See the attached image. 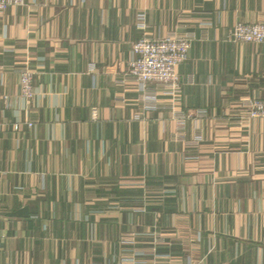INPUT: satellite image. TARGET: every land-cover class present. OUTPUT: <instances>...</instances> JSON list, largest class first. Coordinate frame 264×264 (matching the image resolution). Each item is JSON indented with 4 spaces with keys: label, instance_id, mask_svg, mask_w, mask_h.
<instances>
[{
    "label": "crops",
    "instance_id": "0c3cea01",
    "mask_svg": "<svg viewBox=\"0 0 264 264\" xmlns=\"http://www.w3.org/2000/svg\"><path fill=\"white\" fill-rule=\"evenodd\" d=\"M261 19L264 0L1 11L0 264H264V118L245 119L240 103L264 99V42L227 38ZM172 31L194 35L178 105L206 112L184 130L171 95L152 85L142 99L127 73L136 39Z\"/></svg>",
    "mask_w": 264,
    "mask_h": 264
},
{
    "label": "built area",
    "instance_id": "2783aa9c",
    "mask_svg": "<svg viewBox=\"0 0 264 264\" xmlns=\"http://www.w3.org/2000/svg\"><path fill=\"white\" fill-rule=\"evenodd\" d=\"M26 0H0V12L9 5H21ZM137 24L147 27L145 13L137 14ZM228 40L236 42H264V19L255 22H236L228 30ZM194 35L190 32L172 31L165 35H143L132 43L131 57L127 63V73L132 75L142 94V99L151 92V86H156L152 92H165L171 95L168 108L176 121L178 130H184L187 120L193 116L205 115V109L185 110L178 104L181 101V81L177 70L189 54ZM21 95L27 101L34 97L33 71L27 66L18 68ZM154 97H152L153 99ZM149 108H158L153 100ZM242 114L245 119L264 118V99L246 96L241 99ZM95 112V110H94ZM139 117V115L137 116ZM200 139L197 136V140ZM121 264H135L132 258H123ZM155 264V263H153ZM180 264H202L192 260Z\"/></svg>",
    "mask_w": 264,
    "mask_h": 264
}]
</instances>
